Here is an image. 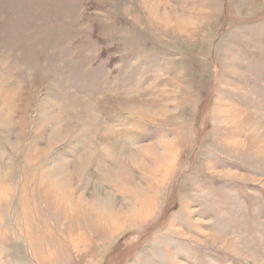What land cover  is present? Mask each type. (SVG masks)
<instances>
[{
    "label": "rangeland",
    "instance_id": "rangeland-1",
    "mask_svg": "<svg viewBox=\"0 0 264 264\" xmlns=\"http://www.w3.org/2000/svg\"><path fill=\"white\" fill-rule=\"evenodd\" d=\"M0 264H264V0H0Z\"/></svg>",
    "mask_w": 264,
    "mask_h": 264
},
{
    "label": "bare ground",
    "instance_id": "bare-ground-1",
    "mask_svg": "<svg viewBox=\"0 0 264 264\" xmlns=\"http://www.w3.org/2000/svg\"><path fill=\"white\" fill-rule=\"evenodd\" d=\"M160 169H161V168H160ZM158 171H159V170H158ZM111 216L114 217L113 215H109V217H111ZM103 220H106V219H103ZM108 220H109V219H107L106 221H108Z\"/></svg>",
    "mask_w": 264,
    "mask_h": 264
}]
</instances>
